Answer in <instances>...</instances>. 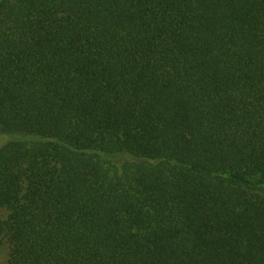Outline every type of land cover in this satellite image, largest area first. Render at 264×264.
Segmentation results:
<instances>
[{
  "label": "trees",
  "instance_id": "16d2710c",
  "mask_svg": "<svg viewBox=\"0 0 264 264\" xmlns=\"http://www.w3.org/2000/svg\"><path fill=\"white\" fill-rule=\"evenodd\" d=\"M8 264H264V0H0Z\"/></svg>",
  "mask_w": 264,
  "mask_h": 264
},
{
  "label": "rangeland",
  "instance_id": "374dc122",
  "mask_svg": "<svg viewBox=\"0 0 264 264\" xmlns=\"http://www.w3.org/2000/svg\"><path fill=\"white\" fill-rule=\"evenodd\" d=\"M11 138H12L11 135L8 134L6 135L5 133L0 132V146ZM8 214L9 212L5 208L0 210V217L2 219H6L8 217ZM9 257H10V244L8 241V237L5 236L3 238V244L0 247V264H8Z\"/></svg>",
  "mask_w": 264,
  "mask_h": 264
}]
</instances>
